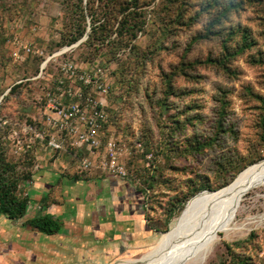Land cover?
<instances>
[{"label": "rangeland", "instance_id": "374dc122", "mask_svg": "<svg viewBox=\"0 0 264 264\" xmlns=\"http://www.w3.org/2000/svg\"><path fill=\"white\" fill-rule=\"evenodd\" d=\"M11 1L13 0H4L8 6H14ZM68 1L75 3V0H28L24 12L20 9L18 13L15 8L9 12L2 10L0 13L3 28L0 39H7L3 52L0 50V91H3L0 95V104H2L0 126L4 127L12 122L13 127L7 135L8 156L11 159L20 160L24 156V153L21 155L13 153L11 133L17 131L19 137L25 141V132L23 131L25 116L40 117L41 108L36 103L35 97L42 91L32 81L26 84L22 82L20 88L8 93L13 83L18 82L25 73V62L14 60L11 56L9 39L13 35H18L23 40H30L41 47L52 48L54 46L53 41L61 39L66 24H69V22H65L63 15L65 3ZM192 1L197 3L199 0ZM2 2L3 0H0V7ZM158 3L159 0H154L146 9L151 10ZM259 17H264V0L260 2H248L246 0L243 8L237 14L231 15L230 22H241L255 29L260 21ZM205 18L206 16L190 27L184 26L177 29L176 36L165 38L163 40L164 48H159L158 55H156L157 52L153 54V61H148L145 69L140 73L136 84L137 90L130 93L125 91L122 102L114 99V102L111 101L114 103L111 104L112 109H118L115 128L117 129L115 131L116 138L124 141L130 152L124 159H133L135 155L141 153L146 136H150L148 147L153 152L146 153L143 159L138 162L140 165L149 166L150 161L158 154L155 151L162 144L161 134L170 131L168 126H165V124L170 125L169 118L164 121L158 115L156 108L151 105L150 100L166 96L165 88L168 86L169 77H171L174 86L178 88L177 90H193V93L190 92L181 97L169 96V103H173L176 107L175 114L184 119L192 111L189 106H192L193 111L201 114L199 122H196L195 125L185 126L183 132L179 131L172 138L171 143H176L179 147L183 143L187 144L186 140L192 138L193 135L199 139L211 135L214 129L211 125L219 104L217 97L220 91L225 90L227 92L228 118L226 121L229 125L234 126L237 137L224 135L222 140H219L220 145L205 148L202 153L190 155L184 159H181L180 153H178L177 159L173 158L166 166L164 158L157 157L158 165L164 166L162 167V175L169 182H161L156 185L154 191L149 190L147 192L149 195L146 203V206L149 207V211H147L148 223L153 226L164 227L162 224L166 214L164 209L169 207V198L172 199L174 196L182 198L190 191L189 186H194L195 182L208 183L213 189H220L222 188L220 185L225 179L228 180V184L234 179L232 174L236 164L241 166L254 155H264V126H261L259 122L260 110L257 108L259 103L247 100L241 95L242 86L246 84L264 95V67L251 65L246 56L242 55L232 63L233 68L239 71L236 78L227 76L220 68L212 64L204 63L196 64L194 69L187 67V72L197 75L191 79L180 74L175 77L171 75V68L174 66L177 68L182 61L204 59L208 54L215 55L220 50L219 40L214 37L200 40L190 50H185L190 36L203 29ZM152 19L151 12L148 11L147 22L144 25L145 31L139 32L134 40V43L142 50L155 44L159 35L155 30L157 24L152 23ZM87 22V32H89V19ZM85 35L87 38V34ZM114 36L115 34L112 35V37ZM162 39L160 38L159 41ZM115 68L116 64L111 63L110 71L112 72ZM107 73L111 88H114V85L116 86L114 77L109 76V71ZM110 75L112 74L110 73ZM165 75L168 77L167 80H165ZM115 78L117 79L116 76ZM45 82L49 83V80H45ZM221 156L233 158L234 161L241 157L243 159L241 158L242 160L238 163L227 164L225 169H221L220 165L216 164ZM222 162L225 163V160ZM232 164L233 166H231ZM253 183L255 182H251L244 190L242 199L232 218L231 230L227 233L220 231L218 239L209 249L207 261L203 264L219 261H224L225 264H244L238 262L239 256L244 257L247 264H264V182L249 188ZM137 186L144 187L143 184H137ZM37 198L35 196V199ZM107 198L105 203H107ZM91 205L92 202L80 199L76 209H86ZM182 210L169 222L168 230L177 221ZM81 218L85 222L96 220L93 215H85ZM166 232H156V237L150 244H143L141 248L137 249L128 248L116 257L110 255L111 260L102 264H116L127 258H138L154 248ZM5 248V244L0 247V258L5 255ZM0 264L2 263L0 262Z\"/></svg>", "mask_w": 264, "mask_h": 264}, {"label": "trees", "instance_id": "16d2710c", "mask_svg": "<svg viewBox=\"0 0 264 264\" xmlns=\"http://www.w3.org/2000/svg\"><path fill=\"white\" fill-rule=\"evenodd\" d=\"M153 1L154 0H75V3L66 2L63 15L65 22H69V24H66L61 39L59 41H53L54 46L52 48L42 46L45 51L44 55L27 56L26 59L20 60L21 62H25V73L18 82L13 83L8 93L14 92L20 88L22 82L26 84L34 81L33 83L42 91V93L40 92L35 97L36 103L40 105L42 113L47 100L45 93L47 90L51 89L49 83L45 82V76L47 74H53L54 76L59 75L60 69L58 63L60 61L70 59L76 62L89 63L91 65L98 64L106 73L109 71V76L114 77V84L116 83L114 88H111L110 85L108 96L109 104L107 106L108 117L102 130L103 142H105L108 137L114 135L113 137H115L117 143L125 144L124 141L116 138L115 131L117 129L115 128L118 118V109H112L113 107L111 104L114 103H111V101L114 102V100H117L122 102L123 93L125 91L130 93L137 90L138 87H136V84L138 77L145 69L147 62L150 60L153 61V54L157 52L156 55H158L159 48H164L163 40L165 38L176 36L177 29L184 26L190 27L206 16L203 29L190 36L185 50H190L191 47L200 40L213 37L219 40L220 50L215 55L208 54L204 59H194L188 62L186 60L182 61L177 68L176 66L171 68L172 77L180 74L187 79H191L197 75L187 72V67L194 69L196 64L204 63L212 64L220 68L227 76L236 78L239 75V71L233 68L232 63L242 55L246 56L251 65L264 67V17H259L260 21L255 29L241 22H230L231 15L237 14L243 8V4L246 0H199L197 3L192 0H159L155 8L151 10L146 9ZM247 1L260 2L262 0ZM11 2L14 3V6H8L3 0L0 13H2V10L9 12L15 8L18 13L20 9L24 12L28 0H13ZM148 11L151 12L153 17L152 23L154 22L157 24L155 30H157L159 35L155 44L148 49L142 50L134 43V40L139 32L142 33L145 31L144 25L147 22ZM87 19H89L90 22L89 32H87ZM116 23L118 24L115 27ZM2 34L3 28L0 19V36ZM85 34H87V38L72 48L71 51H67L58 56L55 61L50 60L47 63L44 69V77L33 78L39 73L40 64L48 54L64 46H70L76 43ZM113 34H115L114 37H112ZM160 38L163 39L159 41ZM6 42V38L0 39V50L2 52ZM35 44L38 45L37 43ZM111 63L116 64V68L112 70V72L109 69ZM110 73L112 75H110ZM164 77L165 80L168 79L166 75ZM167 84L168 86L165 88L166 96L150 100V103H152L151 105L156 108L158 115L161 116L164 121L169 118L170 124H165L170 131L169 133L161 134V140H163L162 144L158 147V150L155 151L158 154L150 161L149 166H144V164L140 165V163H138L143 159L146 153L153 152L148 147L150 136L143 135L146 136V138L141 153H136L137 155H135L133 159L128 158L125 160L127 176L124 179L134 182L137 189L142 193L144 216L147 221L149 220L147 213L149 207L146 206L147 199L149 198L147 192H149V190L154 191L156 185L161 182H169V180L162 175V167L164 166L161 167L158 165V156H160L161 159L164 158L166 166L173 158L177 159L176 156H178V153H180V158L184 159L187 156L202 153L205 148H210L217 144L220 145L221 143L219 140H222L224 135H229L234 138L237 137L235 129L233 128L234 126L232 124L229 125L226 121L228 118V102L227 92L223 90L220 91L217 97L219 104L211 125V127L214 128L211 135L200 139L196 135H193L192 138L186 140L188 142L187 144L183 143L180 147L176 145V143H171L172 138L176 136L179 131L183 132L185 126L190 124L195 125L196 122H199L201 120V114L197 111H193L192 106H189V108L192 109L191 113L184 119H181L182 117L175 114L176 107L173 103H169V96L181 97L184 94L193 93V90H177L178 88L174 86L171 77H169ZM2 93L3 91H0V95ZM241 95L247 100L257 101L259 103V107L257 106L260 110L259 122L261 126H264V95L255 91L249 84L242 86ZM1 108L2 104H0V109ZM23 123L32 124L35 127L42 126L40 117L29 115L25 116ZM12 127V122L4 127L0 126V215L11 220H17L25 215L29 206L30 199L28 195L23 193V186L25 182L30 181L35 174L37 157L35 154L36 150L33 149L24 154L20 160L9 158L7 135ZM65 152L73 155L74 160H79L86 154L85 150H77L68 145V143L65 145ZM241 158L234 161L232 160L233 158L221 156L216 164H219L221 169H225L227 164L232 162L238 163L243 159ZM263 158L264 155H254L241 166L236 164L232 177H235L238 172L247 165L253 164ZM224 160L225 163L222 162ZM233 164L231 166H233ZM74 174L75 179H85L89 176L90 169L76 170ZM137 184H143L144 187L137 186ZM226 184H228L227 179H225L220 186L223 187ZM189 189L190 191L182 198L177 196H174L172 199L169 198V207L164 209L166 213L162 223L164 227L149 224L154 231L166 232L169 222L178 215L182 209L183 212L189 202L196 198L201 191L206 189L216 190L208 183L198 182H195L192 187L189 186ZM23 224H26L31 229L46 234L56 233L61 227V223L50 215H39ZM238 262L247 264L246 259L240 256L238 257ZM207 264H225V262L219 261L217 263Z\"/></svg>", "mask_w": 264, "mask_h": 264}, {"label": "crops", "instance_id": "0c3cea01", "mask_svg": "<svg viewBox=\"0 0 264 264\" xmlns=\"http://www.w3.org/2000/svg\"><path fill=\"white\" fill-rule=\"evenodd\" d=\"M35 153L38 166L23 186L30 199L25 215L17 220L0 215V247L6 245L2 264H102L111 260L110 255L155 239L134 182L97 167L85 179H75L79 168L73 155L42 148ZM80 199L92 205L77 210ZM39 215L59 221V231L46 234L23 224ZM85 215L96 220L85 222Z\"/></svg>", "mask_w": 264, "mask_h": 264}, {"label": "built area", "instance_id": "2783aa9c", "mask_svg": "<svg viewBox=\"0 0 264 264\" xmlns=\"http://www.w3.org/2000/svg\"><path fill=\"white\" fill-rule=\"evenodd\" d=\"M85 40V35L81 38ZM11 56L23 60L27 56L44 55V49L18 35L9 39ZM77 46V45H76ZM75 46H64L48 54L41 62L39 73L33 77H44V69L50 60L55 61L61 54ZM57 76L47 74L51 89L47 90L46 104L41 113V127L25 124V141L17 131L11 133L13 153L26 154L33 149L65 152L68 143L77 150L88 151L78 160L79 170L99 168L103 172L120 178L127 176L125 156L130 152L125 144L117 143L113 136L103 142V126L107 121L110 81L106 71L99 66L64 59L58 63ZM37 150V149H36ZM36 164V168H37Z\"/></svg>", "mask_w": 264, "mask_h": 264}, {"label": "bare ground", "instance_id": "6f19581e", "mask_svg": "<svg viewBox=\"0 0 264 264\" xmlns=\"http://www.w3.org/2000/svg\"><path fill=\"white\" fill-rule=\"evenodd\" d=\"M262 180L264 158L242 169L222 188L201 191L154 248L138 258H127L116 264L205 263L220 231L231 230L232 218L245 188L251 182Z\"/></svg>", "mask_w": 264, "mask_h": 264}, {"label": "water", "instance_id": "95a60500", "mask_svg": "<svg viewBox=\"0 0 264 264\" xmlns=\"http://www.w3.org/2000/svg\"><path fill=\"white\" fill-rule=\"evenodd\" d=\"M85 38H86V35H85ZM81 40H82V39L78 40V41H77L76 43H74L73 45H74V46L78 45V44L81 42ZM263 182H264V180L259 181V182H255V183L251 184V185L249 186V188H251V187H255L256 185H259V184H261V183H263Z\"/></svg>", "mask_w": 264, "mask_h": 264}]
</instances>
